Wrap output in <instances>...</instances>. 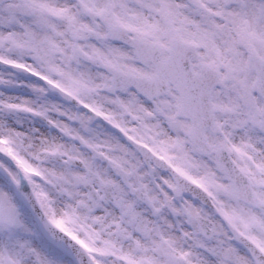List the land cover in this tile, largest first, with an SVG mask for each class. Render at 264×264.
Segmentation results:
<instances>
[{
  "label": "snow or ice",
  "instance_id": "snow-or-ice-1",
  "mask_svg": "<svg viewBox=\"0 0 264 264\" xmlns=\"http://www.w3.org/2000/svg\"><path fill=\"white\" fill-rule=\"evenodd\" d=\"M0 264H264V0H0Z\"/></svg>",
  "mask_w": 264,
  "mask_h": 264
}]
</instances>
